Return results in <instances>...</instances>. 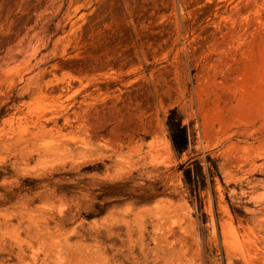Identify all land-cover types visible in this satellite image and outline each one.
<instances>
[{"label": "rangeland", "instance_id": "1", "mask_svg": "<svg viewBox=\"0 0 264 264\" xmlns=\"http://www.w3.org/2000/svg\"><path fill=\"white\" fill-rule=\"evenodd\" d=\"M0 264H264V0H0Z\"/></svg>", "mask_w": 264, "mask_h": 264}]
</instances>
